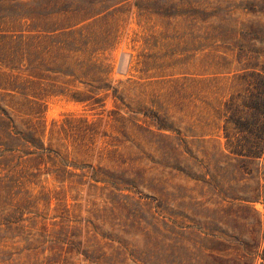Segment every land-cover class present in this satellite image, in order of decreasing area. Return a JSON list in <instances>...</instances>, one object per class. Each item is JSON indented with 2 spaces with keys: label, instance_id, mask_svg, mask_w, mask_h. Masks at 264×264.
Instances as JSON below:
<instances>
[{
  "label": "rangeland",
  "instance_id": "1",
  "mask_svg": "<svg viewBox=\"0 0 264 264\" xmlns=\"http://www.w3.org/2000/svg\"><path fill=\"white\" fill-rule=\"evenodd\" d=\"M0 264H264V0H0Z\"/></svg>",
  "mask_w": 264,
  "mask_h": 264
},
{
  "label": "water",
  "instance_id": "2",
  "mask_svg": "<svg viewBox=\"0 0 264 264\" xmlns=\"http://www.w3.org/2000/svg\"><path fill=\"white\" fill-rule=\"evenodd\" d=\"M127 60V55L126 54H122V61H126Z\"/></svg>",
  "mask_w": 264,
  "mask_h": 264
}]
</instances>
